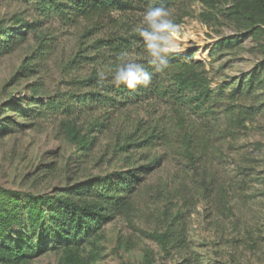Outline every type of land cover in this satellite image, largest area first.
Returning a JSON list of instances; mask_svg holds the SVG:
<instances>
[{
    "label": "rangeland",
    "instance_id": "rangeland-1",
    "mask_svg": "<svg viewBox=\"0 0 264 264\" xmlns=\"http://www.w3.org/2000/svg\"><path fill=\"white\" fill-rule=\"evenodd\" d=\"M232 2L165 9L177 26L173 53L204 70L207 102L153 96L103 108L87 80L104 73L111 83L120 63L148 60L135 32L147 8L84 19L71 5L0 0V188L19 194L13 203L0 194V210L21 218L6 235L14 244L41 241L29 264H58L62 250L39 239L42 227L31 231L24 194L95 196L100 179L113 199L80 247L93 264H264V58ZM119 38L128 50L115 51ZM44 210L49 227L57 209ZM170 230L163 250L155 236Z\"/></svg>",
    "mask_w": 264,
    "mask_h": 264
},
{
    "label": "trees",
    "instance_id": "trees-1",
    "mask_svg": "<svg viewBox=\"0 0 264 264\" xmlns=\"http://www.w3.org/2000/svg\"><path fill=\"white\" fill-rule=\"evenodd\" d=\"M178 0H38L44 11L58 12L62 5H71L74 15L88 18H102L114 11L130 10L134 7H146L167 9L173 6ZM233 20L243 31H248L257 40L259 49L264 58V0H233L230 8ZM0 34L3 30L0 29ZM124 43H120L121 48L115 47L116 52H124L130 48L126 43L128 39L119 38ZM108 40L107 42H111ZM11 42L4 41L5 47ZM124 48V49H122ZM117 54L118 57H120ZM169 67L164 73L155 72L154 66L148 65V60L144 62L148 71L152 74V81L147 88H138L136 91H128L121 86L115 88L112 83H104L103 87L98 84L99 76L90 77L87 82L99 87L95 92L94 101L101 107L112 105H124L129 101H140L149 97H174L184 101H194L197 105H202L210 98V90L205 72L200 66L192 62H186L181 55L171 53L169 56ZM119 62H117L118 64ZM264 69V63L262 65ZM237 114L235 122L243 125V120L247 119L246 114ZM73 130V129H72ZM72 136L76 133L70 131ZM83 144H87L85 137L79 138ZM144 140L142 143L147 142ZM126 180V179H125ZM101 184H95V196L86 194L82 188L76 192H68L62 197H48L43 195L24 194V199L29 208L27 213V223L31 231L42 227L43 236L47 234L53 239V246L61 245L62 256L58 264H93L90 256L81 253V244L85 239L92 236L98 229L101 221L106 218L108 210V199H113L107 185L110 182L100 179ZM96 183H99L98 181ZM94 187V186H93ZM85 190V192H84ZM82 192H84L82 196ZM0 194L5 195L7 203H13L19 195L17 192L7 191L0 188ZM77 197V198H74ZM82 197L90 199H82ZM120 206V205H118ZM57 209V212L49 218L50 226L43 227L41 221L45 218V210ZM13 213H3L0 210V264H29L35 255V249H40L42 243L36 245L31 241H22L14 244L13 239L8 238L7 232L12 231L14 225L22 227L21 218ZM176 230L166 231L155 236L161 244L163 250H167L174 242ZM20 237V240H23ZM30 244V246L26 245Z\"/></svg>",
    "mask_w": 264,
    "mask_h": 264
},
{
    "label": "clouds",
    "instance_id": "clouds-1",
    "mask_svg": "<svg viewBox=\"0 0 264 264\" xmlns=\"http://www.w3.org/2000/svg\"><path fill=\"white\" fill-rule=\"evenodd\" d=\"M135 32L142 38L148 65L154 66L155 72L164 73L169 67V56L177 49L173 47V38L177 34V26L170 19V13L164 8H152L144 14L143 25ZM98 84L103 87L104 73H99ZM152 81V74L147 67L135 61L125 60L117 65L111 77L115 88L123 86L128 91L147 88Z\"/></svg>",
    "mask_w": 264,
    "mask_h": 264
}]
</instances>
